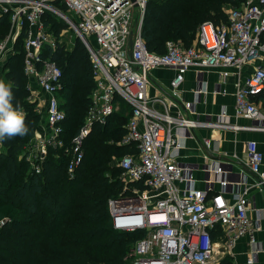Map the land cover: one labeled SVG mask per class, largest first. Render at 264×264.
<instances>
[{"label": "built area", "instance_id": "1", "mask_svg": "<svg viewBox=\"0 0 264 264\" xmlns=\"http://www.w3.org/2000/svg\"><path fill=\"white\" fill-rule=\"evenodd\" d=\"M149 1L0 0V16L10 14L11 20L10 35L0 40V57L11 33L15 29L24 32L23 72L44 94V110L39 109L45 111V131L37 133L22 157L39 174L49 152L56 151L68 158L67 173L73 179L93 128L106 125L125 106L130 117L122 143L135 145L138 153L126 155L117 163L131 196L112 198L108 205L115 230L146 232L132 246L127 259L130 264H213L216 231L224 232V248L230 250L244 236L255 244L257 225L249 217L246 190L232 192L229 200L224 193L229 187L226 180L221 181L222 190L211 195L207 189L195 187V167L179 161L181 142L176 130L248 128L171 113L172 100L150 95V75L158 68L174 69L171 86L176 97L190 69L199 74L203 69L217 68L241 72L251 66L252 73L237 87L235 113L253 120L251 129L264 131V0H240L238 6L226 8V22L201 24L190 47L168 41L162 54L149 51L142 36ZM46 13L68 25L87 49L92 64L95 88L84 123L70 142L65 138L66 113L60 101L63 70L53 59L59 46H64L58 40L64 30L58 36L51 32L44 21ZM184 108L190 111L192 104ZM204 144L211 147L210 141ZM246 148L248 165L259 176L257 184L263 185L260 172L264 155L256 142H248ZM213 172L218 175L222 169ZM260 251L251 249L247 259L238 264H255Z\"/></svg>", "mask_w": 264, "mask_h": 264}, {"label": "trees", "instance_id": "2", "mask_svg": "<svg viewBox=\"0 0 264 264\" xmlns=\"http://www.w3.org/2000/svg\"><path fill=\"white\" fill-rule=\"evenodd\" d=\"M239 4L240 0H150L143 39L149 51L160 54L165 53L168 41L179 39L190 47L201 24L226 22L224 7ZM44 21L56 35L68 28L52 13H46ZM10 27V14L1 15L0 40ZM24 37L22 33L17 53L7 63L5 83L11 86L13 104L18 103L26 114L29 132L2 141L0 219H6L0 227V264H130L127 256L132 245L146 232L115 230L108 205L112 198L131 196L120 177L121 169L113 165L114 160L138 153L135 145L121 143L129 115L126 118L119 111L106 125L93 128L73 179L67 173L68 158L56 151H50L41 173L32 172L21 156L34 136L40 115L27 97ZM53 59L63 70L60 101L65 97L61 107L66 113L65 138L70 142L84 123L95 88L92 64L77 37L71 50L59 46ZM45 189L47 196L43 198Z\"/></svg>", "mask_w": 264, "mask_h": 264}, {"label": "crops", "instance_id": "3", "mask_svg": "<svg viewBox=\"0 0 264 264\" xmlns=\"http://www.w3.org/2000/svg\"><path fill=\"white\" fill-rule=\"evenodd\" d=\"M19 33L20 31L17 32L16 29L11 33L6 51L0 57V80L4 81L8 71L7 68L4 69L6 62L11 56L17 53L19 39L24 32ZM8 34L10 35V33ZM8 34L4 39L7 38ZM225 71L228 72V76H223V72ZM252 71L253 68L251 66L243 68L241 72H238L234 68H217L203 69L199 74L196 70L190 69L185 74L184 81L180 85L176 97L172 95L171 86V82L176 75L174 69L158 68L153 70L150 75V95L161 96L172 100L174 104L170 108L171 113L186 114L191 119L202 122H228L233 126L248 128L225 129L200 126L194 128V130L184 128H178L176 130L178 139L181 142V157L179 161L189 163L195 167V187L202 190L207 189L211 195L220 192L222 190L221 181L226 180L229 182V187L224 193L229 200L232 199V192H243L246 190L249 202V217L257 225L256 232L254 233L256 238L255 244H251L250 238L244 236L238 239L230 250L224 248L227 242V237L224 232L216 231L213 237L217 251L213 264H222L225 259L228 260V262H224L225 264L244 262L249 256L250 250L253 248L261 249L255 264H264V184H257V174L252 172L248 165L246 148L248 142H256L258 149L264 155V131L251 129L250 127L255 122L248 118L237 117L235 113V93L237 87L246 82L247 77L250 76ZM24 76L26 78L27 92L31 95V98H28V100L36 104V110L39 106L44 110V94L33 79H28L25 74ZM187 103L192 104V110H185L184 105ZM42 112L43 116L40 117V121L34 132L35 137L37 133L45 131V111ZM37 113L39 114L38 111ZM128 115L130 117L129 110ZM206 141L211 142V147H206L204 144ZM31 143L32 141H30L28 146ZM0 147L3 149L2 142H0ZM27 147L23 150L22 156ZM203 148H208L215 156L230 158L237 163L241 162L249 172L243 170L239 164L232 166L225 162L211 160L202 150ZM56 153L60 155L58 152ZM218 168L222 169V173L216 175L213 171ZM260 176L264 179V160L261 166ZM183 185V183L180 184V188H183Z\"/></svg>", "mask_w": 264, "mask_h": 264}, {"label": "clouds", "instance_id": "4", "mask_svg": "<svg viewBox=\"0 0 264 264\" xmlns=\"http://www.w3.org/2000/svg\"><path fill=\"white\" fill-rule=\"evenodd\" d=\"M13 100L11 86L0 80V142L24 137L29 132L26 114L18 103L13 104Z\"/></svg>", "mask_w": 264, "mask_h": 264}, {"label": "rangeland", "instance_id": "5", "mask_svg": "<svg viewBox=\"0 0 264 264\" xmlns=\"http://www.w3.org/2000/svg\"><path fill=\"white\" fill-rule=\"evenodd\" d=\"M224 11L226 12V7H224ZM64 30V33L62 34V36H60V37H58V40H60L62 43H63V45L64 46H66V48L68 49V50H71L72 48H73V46H74V44H75V41H76V37H75V34L71 31V30H69L68 28L67 29H63ZM198 33V32H197ZM57 36H58V34H57ZM173 42L174 43H179V44H183L182 42H181V40H179V39H177V40H173ZM9 61V60H8ZM8 61L6 62V64H5V66H4V69L6 68V66H7V63H8ZM4 81H5V79H4ZM28 98H31V95L30 94H28V96H27ZM61 102H65V97L64 98H61ZM37 111L39 112V114L41 115L40 117H42L43 116V112L41 111V109H39L38 107H37ZM119 113H121L122 115H124V116H126V118H128V111L125 109V107L123 106L122 108H120V112ZM126 125H127V123H126ZM35 134H34V136H33V138L30 140V141H34L35 139ZM2 151V148L0 147V152ZM21 158H22V160H24L27 164H28V162L26 161V159H24V157H22L21 156ZM119 159L118 160H114V163H113V165H118V163H119ZM118 162V163H117ZM28 166H29V168H31L30 167V165L28 164ZM121 175H120V177L122 176V172L120 173ZM43 198H46V196H47V192H46V189H45V191L43 190ZM16 202V201H15ZM17 204V203H16ZM6 218L5 217H3V218H1L0 219V224H1V221H4ZM1 227V226H0ZM139 239V238H138ZM134 245V244H133ZM132 245V246H133Z\"/></svg>", "mask_w": 264, "mask_h": 264}, {"label": "water", "instance_id": "6", "mask_svg": "<svg viewBox=\"0 0 264 264\" xmlns=\"http://www.w3.org/2000/svg\"><path fill=\"white\" fill-rule=\"evenodd\" d=\"M134 37H135V35L133 34L131 36L130 42H129V47H130L129 56L130 57H132V49H133ZM202 150L207 154V156L211 160L225 162V163H228L229 165H232V166L239 164L242 167L243 170H245L246 172H249V171H247V168H245L244 164H242L241 162L240 163H237L236 161H234V160H232L230 158H224L222 156H215L210 150H208V148H203ZM256 180H259V176L258 175H256Z\"/></svg>", "mask_w": 264, "mask_h": 264}]
</instances>
